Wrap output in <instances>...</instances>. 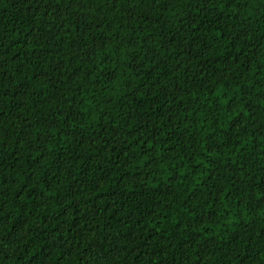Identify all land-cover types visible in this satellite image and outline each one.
<instances>
[{
    "label": "trees",
    "instance_id": "1",
    "mask_svg": "<svg viewBox=\"0 0 264 264\" xmlns=\"http://www.w3.org/2000/svg\"><path fill=\"white\" fill-rule=\"evenodd\" d=\"M0 264H264V0H0Z\"/></svg>",
    "mask_w": 264,
    "mask_h": 264
}]
</instances>
